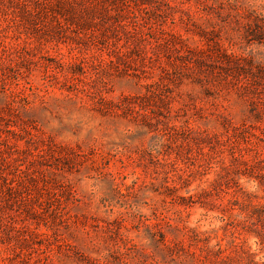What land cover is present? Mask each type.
<instances>
[{
  "label": "rangeland",
  "instance_id": "rangeland-1",
  "mask_svg": "<svg viewBox=\"0 0 264 264\" xmlns=\"http://www.w3.org/2000/svg\"><path fill=\"white\" fill-rule=\"evenodd\" d=\"M0 264H264V0H0Z\"/></svg>",
  "mask_w": 264,
  "mask_h": 264
}]
</instances>
